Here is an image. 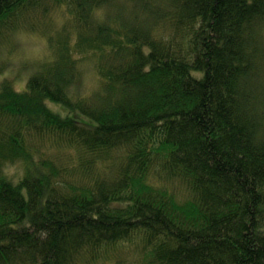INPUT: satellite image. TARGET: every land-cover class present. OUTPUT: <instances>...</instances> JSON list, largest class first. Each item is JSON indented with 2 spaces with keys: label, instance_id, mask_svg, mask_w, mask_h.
I'll use <instances>...</instances> for the list:
<instances>
[{
  "label": "trees",
  "instance_id": "obj_1",
  "mask_svg": "<svg viewBox=\"0 0 264 264\" xmlns=\"http://www.w3.org/2000/svg\"><path fill=\"white\" fill-rule=\"evenodd\" d=\"M65 11L52 59L0 81V264H264V0H0V53Z\"/></svg>",
  "mask_w": 264,
  "mask_h": 264
},
{
  "label": "rangeland",
  "instance_id": "obj_2",
  "mask_svg": "<svg viewBox=\"0 0 264 264\" xmlns=\"http://www.w3.org/2000/svg\"><path fill=\"white\" fill-rule=\"evenodd\" d=\"M128 13V12H126ZM129 14V13H128ZM54 23L52 26H43L39 30H31L27 28H17L13 31L11 43L2 46L3 50L0 53L6 62L5 67L0 71V81L4 76L12 78L16 89L25 88L29 77L42 68L44 64L48 63L52 57L53 52L49 44V36L57 34L64 22L71 24V20L67 18V12H54L52 14ZM44 29V30H43ZM10 42V40H8ZM7 50V51H4ZM81 62V75L79 79L69 88V94H74V97H86L94 92L100 84V76L96 69L95 61L84 58ZM67 105L61 102L52 101L49 103V108L52 111L61 110L66 111ZM26 162L17 161L7 165V174L9 176H18L25 171ZM169 188L175 191L179 198L186 195L184 185L173 179L169 183ZM120 263L121 264H140V256L131 249L123 245L120 248ZM97 264H114V261H105Z\"/></svg>",
  "mask_w": 264,
  "mask_h": 264
}]
</instances>
